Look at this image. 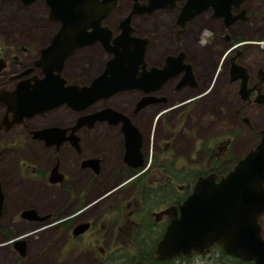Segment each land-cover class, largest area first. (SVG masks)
Here are the masks:
<instances>
[{"label":"flooded vegetation","instance_id":"obj_1","mask_svg":"<svg viewBox=\"0 0 264 264\" xmlns=\"http://www.w3.org/2000/svg\"><path fill=\"white\" fill-rule=\"evenodd\" d=\"M8 1L20 3L24 9L44 4L46 6L44 17L55 25L45 28L48 31L41 39L23 33L18 35L19 37L17 34L9 36L6 30L0 32V156L12 153L16 157L11 160H18L19 171L23 167L31 172V178L34 180L48 179L51 184L60 185L56 195L57 201L53 203L54 209L58 212L52 214L55 216L54 223H58L60 236L66 238L65 243L72 239L69 245L73 248H69L68 252L75 253L78 258L72 264L97 262L107 264L114 259L117 260V264H178L197 256L211 257L214 249L219 251L218 259L222 264H253L226 254L221 245L212 246L205 254L181 255L162 260L154 258V251L171 221L167 213L161 212L171 206L178 207L191 193L197 177L210 172L217 176L229 172L243 156L240 155L238 158L233 154L232 142L239 136L242 137L244 132H248L251 140H259V133L264 129L245 115L246 109L252 106L264 117V94L259 96V93H264V79L261 78L264 74L259 72L264 71V64L258 65L255 60L258 47L256 44L259 45L260 39L264 41V34L257 37H254V34H246L247 26L243 25L253 17V6L247 2L249 0H242L238 7H230L228 14L233 22L229 25L225 24L223 17L213 14L212 5L202 9L200 5H188V0H165L167 6L161 8L158 6L160 3L148 5V0H138V7L148 5L143 11H135L130 16L132 35L146 41L139 71H149L153 68L163 70L166 66L174 71V74L162 85L157 84L154 92L131 89L138 90L139 95L133 100L129 113L122 107L114 106V103L91 107L96 102L77 112L79 115L91 114L109 106L128 116L137 126L141 136L140 152L144 165L140 168H133L130 160L124 159L126 149L121 122L111 123L105 120L95 121L91 127L87 124L81 125L76 131L79 141L75 145L70 140L71 126L76 124L79 117L73 124L54 121L51 117L57 109L67 108L69 105L66 103L22 116L11 107L15 91L26 88L30 91L27 90L28 95L31 96L37 81L45 76L46 71L40 65L42 49L52 43L53 36L62 29L65 22L60 15H51L47 0H33L30 3L26 2L27 0ZM121 1L123 0H116L115 5L100 19V25H105L113 31V36L121 33L120 23L128 17L135 3L134 0H128L126 12L115 20L114 15L120 9ZM101 5V0L96 3V7L100 8ZM153 18H168L169 22L161 23L158 29L154 27L155 32H152L151 27L140 31L136 29L135 21H151ZM80 19L86 21L88 31L93 29L91 21L82 16ZM211 20L216 22L218 27H215ZM114 24L116 32L112 28ZM71 26L72 24L69 27ZM160 29L166 31H159ZM205 30L211 35L205 36ZM202 39L206 44H201ZM96 45H100L103 53L108 55L103 62L102 71L106 68V61L113 55L106 52L100 41L85 44L65 57L60 74L66 83L90 84L97 76L92 77L90 82H83L76 78V75L70 78L66 74L67 66L81 51L94 48ZM232 59L244 68V73L248 76L244 84L241 71V76L236 80L230 79ZM131 90L120 91L108 99L112 101L121 93ZM225 93H231L235 99L225 101L223 97ZM139 101L155 102L145 104L136 110ZM137 114L145 115L143 123L147 131L142 124L135 122L133 116ZM230 114L234 115L236 120V123L231 125L226 120V115ZM44 116L47 117L46 121L41 123L36 121L38 117ZM203 122H208V126L203 127ZM101 124L112 127L120 137L119 147L114 150L115 152L86 150L87 141L83 133L85 130H96ZM50 126L67 129L63 134L64 141L59 145L55 141L49 144L46 138L36 136L37 130ZM38 142L56 149L69 144L75 148L80 154L76 155L80 163L79 168L88 175L80 184V188L68 184L73 176L70 178L67 176L59 156L46 169L36 164L34 166L20 164L22 159H34L33 155L28 154V149ZM180 146H192L189 151L197 158H192L190 154L188 156L192 158V162L194 161L193 165L175 162V158L180 157L176 153V147ZM88 160L91 162L86 163ZM110 162L112 163L107 168L105 165ZM55 167L56 176H59L58 172L62 173L60 176H63V180L51 181ZM190 182L193 184L188 185ZM0 187L3 190L0 236L5 237L0 241V246L4 245L7 239H11L9 246H2L0 249L7 248L15 252V260H26L30 255L31 233L22 234L24 233L22 230L29 223L40 225L39 223L45 219H30L23 216L25 209H34L38 214L42 216L43 214L38 203L30 205L21 198L20 202L15 203L13 193L11 195L6 190L1 177ZM84 224L85 226L87 224L84 231L76 233ZM260 225L262 226L261 222ZM50 226L51 223L37 228V231ZM54 234L51 232V237L55 236ZM20 238L26 240L25 254L15 246V240ZM65 249L63 247L62 251ZM114 253L113 258L111 255Z\"/></svg>","mask_w":264,"mask_h":264},{"label":"water","instance_id":"obj_2","mask_svg":"<svg viewBox=\"0 0 264 264\" xmlns=\"http://www.w3.org/2000/svg\"><path fill=\"white\" fill-rule=\"evenodd\" d=\"M98 1L100 0H47L51 15H60L65 24L55 33L52 43L42 49L40 65L46 74L37 81L32 95H28L26 88H19L14 92L19 93L14 94L11 107L20 112V116L31 115L63 103L76 111H81L96 101L108 99L125 90L154 92L159 83L162 85L174 74V71L166 66L163 70L153 68L149 71H139L146 41L132 35L133 30L130 26V16L133 12L143 11L151 4L160 3L158 6L166 7L165 0H148L145 7H138V0H134L132 11L120 23L122 30L117 36H113V31L107 26L100 25V19L115 5L116 0H101L100 8L96 7ZM241 3L242 0L187 1L188 5H200L202 9L212 5L213 14L223 17L226 25L233 22L229 19L230 7H238ZM81 16L91 21L92 30H87L86 21H82ZM97 41L103 44L107 53L113 55L106 61V68L95 76L90 84L66 83L60 74L65 57L77 47ZM240 71L244 84L248 76L244 73V68L233 61L230 69L231 81L241 76ZM259 72L264 74L262 70ZM261 78L264 79V76ZM263 94L259 93V96ZM262 101L261 99L260 102ZM153 102L155 101H139L136 110ZM105 120L111 123L121 122L126 149L124 159H129L133 168L142 167L144 164L140 152V132L128 116L112 107L108 106L91 114H80L76 124L71 126L70 140L77 145L79 140L76 131L81 125L87 124L91 127L95 121ZM66 132V128L50 126L37 130L36 136L46 138L49 144L55 141L59 145L64 141L63 134ZM259 135L256 144L231 167L229 172L220 176L210 172L197 177L191 193L178 207L171 206L161 212L167 213L171 221L154 251L155 259L205 254L212 246L221 245L226 254L253 264H264V237L260 225V219L264 215V129ZM56 172L57 167L52 171L51 181L63 180V176H60L62 173L58 172L59 176H56ZM2 198L3 190L0 187V210L3 206ZM23 216L41 220L48 217L38 214L34 209H25ZM82 226L84 227L79 228L76 233L84 231L87 224ZM25 243L26 240L22 238L15 240V246L22 254L26 253Z\"/></svg>","mask_w":264,"mask_h":264},{"label":"rangeland","instance_id":"obj_3","mask_svg":"<svg viewBox=\"0 0 264 264\" xmlns=\"http://www.w3.org/2000/svg\"><path fill=\"white\" fill-rule=\"evenodd\" d=\"M247 2L253 6V17L243 26H247L246 34H254V37H257L259 34H264V0H249ZM128 4V0L121 1L120 9L116 11V14L114 15L115 20L118 16L123 14V12H126ZM45 9L46 6L41 3L32 8L24 9L20 3H14L8 0H0V32L6 30V33L9 34V36L12 34H17L18 36L23 33L30 36H36L38 39H41V37L44 36L48 31L45 28L55 25L53 22H50L44 17ZM163 22L167 23L169 22V19L153 18L151 21H135V27L139 31L140 29L151 27L152 32H155L156 30L154 27L158 29L160 24ZM211 22L215 27H218L216 22L213 20H211ZM112 28L114 31L116 30L115 24L112 26ZM159 31L164 32L166 29H160ZM20 37L22 38V36ZM260 40L261 41L259 42V45L258 43L256 44L258 47L255 60L258 65L264 64V41H262L263 39ZM107 57L108 55L103 53L100 45H96L94 48H88L84 51H81L77 55V58L73 59L69 63L66 68V74L70 78H74L76 75V78H79L80 81L90 82L92 77L101 73L103 69V62ZM2 81L4 80L2 79ZM138 95V90H131V92L121 93L112 101L111 99H108L107 101H96V103L91 107H101L103 105H112L114 103V106L119 108L122 107L129 113L131 110V105L134 102L133 100H135ZM223 97L225 98V101L226 99L229 101L235 99L231 93H225L223 94ZM226 109L229 111L228 106H226ZM245 113V115L254 121L258 126L261 128L262 126L264 127L263 114H261L260 111H257L256 108L250 106V108L246 109ZM78 115V112L72 109L71 106H67V108L63 107L62 109H57V111L52 114L51 117L54 118V121L57 120L60 122H69L70 124H73V121L79 117ZM144 117L145 115L141 114L133 116L135 122L142 124L144 130L146 129L147 131V127L143 123ZM46 120L47 117L44 116L38 117L36 121L41 123ZM226 120L230 125L236 123L234 115L231 114L229 116L226 115ZM203 125V127L208 126V122H203ZM203 127L201 129H203ZM83 134L87 141L85 146L86 150L92 152L102 151L103 153H110L115 152L114 150L119 147L120 137L116 135V132L112 127L106 126L105 124L99 125L96 130H85V133ZM256 142L257 140L250 139L248 132H244L242 137L239 136V138L232 142L233 154L237 157L244 155L245 152H247L253 145L256 144ZM191 147L192 146L176 147V153L180 156V159L175 158V162H183V164L193 165L194 161L192 162V158L197 157L194 156V153L189 151ZM28 154L31 156L33 155L34 159H22L20 160L21 165L23 163H26L28 166H34V164H36L40 165L44 169L51 166L59 156L61 159L62 168L65 170L67 176L69 178L70 176H73L71 182H68V184L76 185L78 188H80V184H82L84 178H87L88 176L86 171L80 170V163L76 156L80 154L76 152L75 148L70 144L62 145L60 148L56 149L53 146H44L43 143L38 142L33 144L32 148L28 149ZM189 154L192 158L188 156ZM13 157L16 156L12 153L0 156V177L3 178L6 190H8L11 195L13 193L15 203L20 202V198L30 205H36V203H38L42 214H49L50 216H48V218L44 221L40 222V225L29 223L22 230V232L24 231L22 234L29 232L31 233L29 235L31 239L30 255L27 256L26 260H15V252L4 248L0 249V264H72L74 260L78 259L75 253L68 252L69 248H73V246L69 245L72 242V239L65 243L66 238L60 236L58 223H54L55 216L53 214H57L58 211L54 209L53 203L57 201L56 195L60 190V185H53L48 179H46V181L43 179L34 180L31 178L32 174L29 170L22 167L21 171H19L17 166L18 160H11ZM111 163L112 162L106 163L105 166L109 168ZM189 184L193 183L190 182L188 185ZM15 195H18V197ZM260 222L262 223V226H264V216L261 218ZM49 223H51L52 226L46 229H39L37 231V228L48 226ZM51 232L55 233V236L51 237ZM2 238L5 237L0 236V241H2ZM10 240L11 239H7L5 244L2 246H9L11 244ZM2 246H0V248H2ZM63 247L66 248L64 252L62 251ZM219 255V251L214 249L211 253V257L204 258L197 256L191 260H185L184 262L178 264H222L218 259ZM111 256L114 258L115 253ZM117 263L118 262L115 259L111 262H107V264ZM97 264L99 263L97 262Z\"/></svg>","mask_w":264,"mask_h":264},{"label":"clouds","instance_id":"obj_4","mask_svg":"<svg viewBox=\"0 0 264 264\" xmlns=\"http://www.w3.org/2000/svg\"><path fill=\"white\" fill-rule=\"evenodd\" d=\"M204 35H211V33H209L207 30H205ZM201 44L204 45L206 44V41H204L203 39L201 40Z\"/></svg>","mask_w":264,"mask_h":264}]
</instances>
